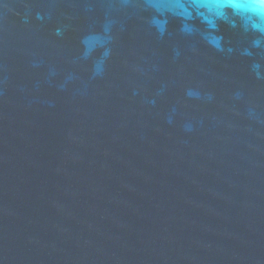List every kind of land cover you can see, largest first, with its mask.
<instances>
[{
	"label": "water",
	"instance_id": "obj_1",
	"mask_svg": "<svg viewBox=\"0 0 264 264\" xmlns=\"http://www.w3.org/2000/svg\"><path fill=\"white\" fill-rule=\"evenodd\" d=\"M144 3L0 0V264H264V37Z\"/></svg>",
	"mask_w": 264,
	"mask_h": 264
},
{
	"label": "clouds",
	"instance_id": "obj_2",
	"mask_svg": "<svg viewBox=\"0 0 264 264\" xmlns=\"http://www.w3.org/2000/svg\"><path fill=\"white\" fill-rule=\"evenodd\" d=\"M146 11L154 9L159 16L164 19H158L155 16L152 18L151 23L156 25L161 35L165 30L167 23V15L172 16L181 20V32L191 35L194 32V26L189 24V21L199 19L201 24L205 25L206 31L201 33L203 39L210 45L214 46L218 51L223 52L224 49L221 47V35H216L219 32V21L228 23L231 27L235 28L236 21L233 18H238L241 21L242 27L245 31H253L261 34L264 37V0H145L143 5ZM39 18V15H38ZM109 31L107 26L104 27L103 33L106 34ZM58 36L63 35L60 28L56 29ZM102 37V33H96L92 36H85L82 38L81 43L84 45L82 52V59H89L94 51L93 47L89 46V40L94 39L99 41ZM110 40L111 37H108ZM261 39L253 41L254 47L261 46ZM232 49H229L231 52ZM110 54L108 49H105L102 56L106 58ZM245 56H252L253 53L245 49L242 53ZM254 69H259V64H253ZM95 69V63H94ZM100 75L99 72L93 71V76ZM257 79H264V74L260 71L255 72ZM71 78V77H69ZM63 89V85L60 86ZM188 96H199L198 93H194L192 90H188L186 93ZM240 93L235 94V98H240ZM212 99L211 94L208 97ZM171 123V119L168 121ZM186 130H191L186 126Z\"/></svg>",
	"mask_w": 264,
	"mask_h": 264
}]
</instances>
